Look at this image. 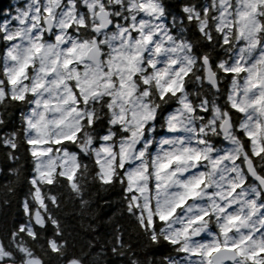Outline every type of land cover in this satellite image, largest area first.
Wrapping results in <instances>:
<instances>
[{"label": "snow or ice", "instance_id": "snow-or-ice-1", "mask_svg": "<svg viewBox=\"0 0 264 264\" xmlns=\"http://www.w3.org/2000/svg\"><path fill=\"white\" fill-rule=\"evenodd\" d=\"M178 7V12H169L168 0H27L23 6L15 7L16 14L10 20L0 23V52L3 53L0 57V106L3 108L0 126L6 123L3 118L6 115L5 100L28 109L20 116L21 128L0 137V148L6 151L9 159L17 161L20 159L18 140L22 137L33 163L31 177H24L30 185L26 194L30 200L25 199L21 205L28 221L11 233L15 251L0 240V264H42L21 234L43 248L40 241L51 230L53 238L47 240L48 249L62 255L61 250L67 246L56 213L60 204L55 185L63 178L74 192H80L77 172L81 165L67 149L69 143L76 142L79 129L70 134L57 131L65 125L66 118L58 115L61 109L57 103H50L39 90L52 83H57V87L64 83L57 81L58 67L70 70L74 73V83L69 91L75 106L68 115L77 111L81 102L87 103L85 92L93 86V81L81 80L80 69L100 53L109 56L118 70L121 59L131 66L141 54L148 56L151 70L157 66L152 62V56L163 54L161 62L169 63L174 76L167 85L158 81L163 90L162 99L167 94L176 96L182 92L183 81L190 74L189 65L198 64L207 72L208 86L218 89L219 94L212 98L217 102L213 108L219 117L215 130L225 139L244 138L242 147L249 166L244 170L247 185L243 194L249 197L248 200H239L241 189L236 185L231 199L237 200V205L233 206L229 201L227 206H221L224 215L219 217L222 221L219 231L213 227L211 238L200 237L194 249L182 247L179 238L166 235L163 238L167 245L179 254L175 257L166 254L163 259L167 264H226L229 261L231 264H264V255H261L264 253V167L258 170L256 166L257 161L264 165V0H179ZM12 21L16 26H11ZM122 47L128 54L120 51ZM133 48L139 51L133 53ZM38 72L46 78L42 82ZM157 75L159 80H164L168 72ZM211 102L206 99L204 103ZM208 112L209 109L201 106L202 117L207 118ZM211 122L217 124L216 117ZM203 131L201 128L200 132ZM195 143L204 145L205 140L198 138ZM103 150L108 151L107 148ZM207 150L185 149L184 154L173 160H206L203 153ZM69 159L74 163L68 165ZM172 163L169 161L161 167L167 169ZM120 166L125 167L122 163ZM11 170L19 178L20 169L12 167ZM113 175L111 168L100 169L103 184H112ZM157 179H160L159 175ZM136 180L135 176L121 172L119 182L132 193L128 204L130 210L133 203L136 209L141 207L136 203L133 187ZM203 182L201 179L193 184L189 193L195 195ZM42 186H48L47 190ZM33 202L37 207H33ZM244 203L258 204L260 215L249 222V210L237 214V209L243 208ZM152 212V207L146 205L139 212V219L141 227L150 232L156 243V219L166 221L172 212L158 213L155 219ZM111 251L118 253L119 249L113 247ZM69 264L80 262L73 259Z\"/></svg>", "mask_w": 264, "mask_h": 264}, {"label": "clouds", "instance_id": "clouds-1", "mask_svg": "<svg viewBox=\"0 0 264 264\" xmlns=\"http://www.w3.org/2000/svg\"><path fill=\"white\" fill-rule=\"evenodd\" d=\"M168 11L173 12L169 2ZM115 42L118 43V40ZM120 51L128 54L126 48L122 47ZM137 51L138 48L132 49L133 53ZM162 60L163 54L152 56V62L157 66L149 70L148 56L141 54L131 66L121 59L118 70L113 67L109 56L98 54L80 69L81 80L87 78L93 81L92 88L85 92L87 103L81 102L77 111L70 115L69 111L75 106L69 91L74 83V73L58 67L57 81L63 80L64 83L59 87L57 83H52L39 90L49 98L50 103H57L61 109L58 115L66 118L65 125L57 131L70 134L79 129L76 142L69 143L67 149L75 155V162L83 167L84 174H90L96 191L118 198L121 216L117 223L122 232L117 236L119 252L114 254L125 257L128 264H167L163 256L154 259L146 253L169 249L168 254L177 256L178 251L170 248L163 238L166 235L179 238L182 247L194 249L200 237L211 238L213 227L219 231V224L222 223L219 217L224 215L221 206H227L229 201L233 206L237 205V200L231 199L236 185L241 189L239 200L243 202L249 198L243 194L247 185L244 170L249 166L242 147L244 138L225 139L215 130L219 117L213 108L217 102L212 98L219 94L218 89L215 86L210 88L207 72L192 63L189 65L190 74L183 81V91L176 96L167 94L162 99L163 90L158 81L167 85L174 76L173 68ZM165 71L168 72L167 77L159 80L157 73ZM37 74L41 82L46 79L43 73ZM107 84L112 86L106 87ZM94 91L98 94L93 95ZM206 99L212 102L205 104ZM3 103L6 112L13 106L10 100ZM201 106L209 109L207 118L201 116ZM213 117H216L217 124L211 122ZM201 128L203 132H200ZM198 138L205 140V144L195 143ZM190 141L193 143L190 144ZM20 142L24 143L22 137ZM104 148L108 151L105 152ZM192 148L197 151L209 149L203 153L207 159L198 162L187 161L186 158L173 160L184 154L185 149ZM98 160L100 163H97ZM69 161L74 163L71 159ZM169 161H173L169 168L161 167ZM121 163L125 165L123 169ZM256 166L258 170L264 167L259 161ZM101 168L113 170L112 184L100 181ZM122 171L137 178L133 187L140 209H136L135 203L131 210L128 208L132 193L127 192L126 185L119 182ZM158 175L160 179H157ZM201 179L204 182L196 194H190L189 188ZM251 195L258 201L254 193ZM146 205L152 207L154 219L158 213L167 215L175 209L166 221L156 219V243L152 241L150 232L141 227L139 212ZM244 210L250 212L249 222L260 215L258 204L244 203L243 208L237 209V214H243ZM123 235L127 236V240L120 243Z\"/></svg>", "mask_w": 264, "mask_h": 264}, {"label": "trees", "instance_id": "trees-1", "mask_svg": "<svg viewBox=\"0 0 264 264\" xmlns=\"http://www.w3.org/2000/svg\"><path fill=\"white\" fill-rule=\"evenodd\" d=\"M16 0H0V23L7 20L8 13L14 8ZM172 5L173 12L179 11V0H168ZM12 5V7H9ZM221 55L223 52L221 51ZM3 53L0 52V57ZM2 65V59H0ZM9 107L6 115V123L0 126V137L18 130L22 126L20 116L26 108L17 106L15 103ZM0 111H3L0 106ZM17 150L19 160L13 161L7 157L6 151L0 148V240L10 245L15 251V245L11 244V233L22 223H27L28 217L22 208V202L29 199L26 194L30 185L25 182L24 177H31L33 163L32 157L26 151L27 145L21 143ZM12 167L20 169L19 178L12 172ZM7 169V170H4ZM63 180V178H61ZM55 185V192L59 199L60 207L56 210L60 221L63 239L67 240L66 248L60 253L51 252L48 249L47 240L53 238V232L47 231L42 237L40 245H37L31 238L21 234L24 242L33 253L39 257L42 264H69L75 259L80 264H128L125 257L115 255L111 249L119 248L117 236L121 235L120 224L117 223L121 216L118 198L113 195L107 196L96 191V184L91 181L90 174L85 175L83 167L77 172V183L80 185V192H74L64 181ZM11 181V184H10ZM47 190L48 186H42ZM85 201L87 203H85ZM33 207H37L33 202ZM60 239V237H56ZM127 236H121L120 243H124ZM63 244L64 240H60ZM169 249L149 251L154 259L168 254ZM20 254L17 253L19 259Z\"/></svg>", "mask_w": 264, "mask_h": 264}, {"label": "rangeland", "instance_id": "rangeland-1", "mask_svg": "<svg viewBox=\"0 0 264 264\" xmlns=\"http://www.w3.org/2000/svg\"><path fill=\"white\" fill-rule=\"evenodd\" d=\"M25 3H27V0H16L13 10H12L11 12L8 13V17H7V20H6V21L10 20V19H11V16H13V15L16 14V12H15V7H16L17 5H19V6H23ZM6 21H5V22H6ZM11 26H13V27L16 26V22H15V21H12V25H11ZM71 164H72V163L69 161V162H68V165H71ZM68 165H66V167H67Z\"/></svg>", "mask_w": 264, "mask_h": 264}, {"label": "water", "instance_id": "water-1", "mask_svg": "<svg viewBox=\"0 0 264 264\" xmlns=\"http://www.w3.org/2000/svg\"><path fill=\"white\" fill-rule=\"evenodd\" d=\"M226 264H231V262L229 261V262H226Z\"/></svg>", "mask_w": 264, "mask_h": 264}, {"label": "flooded vegetation", "instance_id": "flooded-vegetation-1", "mask_svg": "<svg viewBox=\"0 0 264 264\" xmlns=\"http://www.w3.org/2000/svg\"><path fill=\"white\" fill-rule=\"evenodd\" d=\"M261 255H264V253H262Z\"/></svg>", "mask_w": 264, "mask_h": 264}]
</instances>
